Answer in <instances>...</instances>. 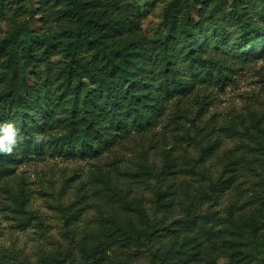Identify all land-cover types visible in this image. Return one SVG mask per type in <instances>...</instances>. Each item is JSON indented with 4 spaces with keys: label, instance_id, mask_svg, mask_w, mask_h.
I'll return each mask as SVG.
<instances>
[{
    "label": "trees",
    "instance_id": "16d2710c",
    "mask_svg": "<svg viewBox=\"0 0 264 264\" xmlns=\"http://www.w3.org/2000/svg\"><path fill=\"white\" fill-rule=\"evenodd\" d=\"M19 2L30 5L29 20L0 40V123H14L25 139L12 155H0V183L15 178L19 167L34 158L95 163L137 138L152 143L165 119L176 120L183 127L180 138L192 141L209 125L196 124L203 121L205 100L195 113L190 109L199 93L209 86L225 88L235 67L264 57V0L239 1L232 15L223 19L216 17L215 0H194L191 6L187 0H171L166 7L167 33L155 44L141 33V16L132 11V0ZM14 3L0 0V17ZM37 19L45 32L32 30L31 22ZM227 22L239 31H228ZM182 119L196 124L194 135ZM262 122L255 120L243 134L264 149ZM37 134L45 137L40 144L33 142ZM210 149H202V156ZM167 156L161 171L164 181L176 174L170 151ZM142 167L149 172L147 164ZM236 179L214 185L209 195L193 202L213 208ZM158 196L162 200L167 195ZM30 200L26 195L18 198L22 213ZM77 204L63 215L67 227L82 216ZM35 213L29 212L30 218ZM157 230L154 224L145 231L149 244ZM160 230L176 239L151 253L153 264H210L204 263V252L219 247L234 251L237 264H264L263 203L246 217L242 212L224 218L190 214ZM221 231H231L234 240H224ZM182 236L185 240L180 242ZM128 238L140 242L139 236ZM253 246L263 255L248 253Z\"/></svg>",
    "mask_w": 264,
    "mask_h": 264
},
{
    "label": "rangeland",
    "instance_id": "374dc122",
    "mask_svg": "<svg viewBox=\"0 0 264 264\" xmlns=\"http://www.w3.org/2000/svg\"><path fill=\"white\" fill-rule=\"evenodd\" d=\"M13 1L12 10L0 17V40L29 20L30 5ZM170 1L131 2L132 11L141 16V33L150 44L167 33ZM239 1L244 0H215L216 17L232 15L233 5ZM193 2L187 0L190 6ZM226 25L228 31H239L228 22ZM31 28L35 33L46 31L40 19L32 21ZM204 100L203 121L198 119L196 124L209 125L192 141L180 138L183 127L176 120L165 119L156 128L152 143L137 138L95 163L46 156L21 165L15 178L0 183V264H153L151 253L175 242L176 236L167 237L160 230L174 219L190 214L224 218L240 212L246 217L257 203L264 204V149L243 134L260 118L264 128V57L235 67L225 88L209 86L199 93L190 106L193 113ZM180 122L194 135L196 124L186 119ZM229 127L238 132H229ZM206 148L212 149L202 156L201 150ZM167 151L176 174L164 181L161 171L169 161ZM112 160L115 163L109 165ZM232 177H237L235 184L213 208L193 202ZM159 192L167 196L160 200ZM21 195L31 198L25 213L18 209ZM77 202L82 216L67 227L63 215ZM32 211L36 212L34 218H30ZM154 224L158 230L149 244L144 233ZM230 232L220 233L227 242L234 240ZM129 236H139L140 242L134 243ZM248 253L263 255L256 246ZM235 254L219 247L204 252V263L237 264Z\"/></svg>",
    "mask_w": 264,
    "mask_h": 264
},
{
    "label": "clouds",
    "instance_id": "9594fccd",
    "mask_svg": "<svg viewBox=\"0 0 264 264\" xmlns=\"http://www.w3.org/2000/svg\"><path fill=\"white\" fill-rule=\"evenodd\" d=\"M25 137L12 122L0 123V155H12L14 150L23 143ZM43 135L37 134L34 143L40 144L44 141Z\"/></svg>",
    "mask_w": 264,
    "mask_h": 264
}]
</instances>
